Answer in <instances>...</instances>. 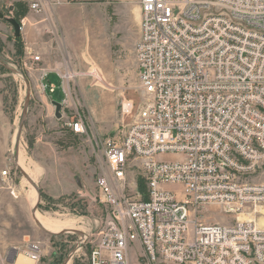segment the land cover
Here are the masks:
<instances>
[{
  "label": "built area",
  "instance_id": "2783aa9c",
  "mask_svg": "<svg viewBox=\"0 0 264 264\" xmlns=\"http://www.w3.org/2000/svg\"><path fill=\"white\" fill-rule=\"evenodd\" d=\"M52 5L28 7L55 37ZM138 5L135 59L147 99L133 114L124 100L130 122L103 141L95 186L107 221L86 264H264V225L253 216L264 206V181L254 179L264 170V0ZM41 89L55 91L51 83ZM68 126L84 133L80 117ZM2 175L10 180L8 169ZM207 205L233 221H202ZM23 253L39 259L34 244Z\"/></svg>",
  "mask_w": 264,
  "mask_h": 264
},
{
  "label": "rangeland",
  "instance_id": "374dc122",
  "mask_svg": "<svg viewBox=\"0 0 264 264\" xmlns=\"http://www.w3.org/2000/svg\"><path fill=\"white\" fill-rule=\"evenodd\" d=\"M31 1L27 19L20 18V34L29 36L28 29L38 26L49 48L32 52L41 56L34 64L16 53L7 21L15 19V2L0 1V264H19L8 259L24 255L29 244L39 248L35 264H86L107 221L95 186L104 166L103 141L130 122L131 115L121 112L124 100L133 101V114L147 99L135 59L138 0H50L55 37L45 32V15L29 9ZM41 82L53 84L55 91L44 92ZM52 100L62 104L59 117ZM75 117L83 121L81 135L68 126ZM6 169L10 180L2 175ZM254 179L264 181V170ZM33 211L74 221V228L42 229ZM253 216L264 225V211ZM200 219L233 221L217 205L203 207Z\"/></svg>",
  "mask_w": 264,
  "mask_h": 264
},
{
  "label": "crops",
  "instance_id": "0c3cea01",
  "mask_svg": "<svg viewBox=\"0 0 264 264\" xmlns=\"http://www.w3.org/2000/svg\"><path fill=\"white\" fill-rule=\"evenodd\" d=\"M2 1V0H0ZM13 2H18V1H21V2H25V3H28L27 0H11ZM30 1V0H28ZM54 2H61L63 0H52ZM29 10H27L26 14L23 16V23L24 21L27 19V14H29ZM28 32H30L29 36H24V34H20L21 36V47H22V51L23 53L25 54L26 56V53H27V50L29 49L30 51H35V50H40V51H43V53H46L48 52L49 48H48V43L45 42V43H42V39H41V32H40V28L38 26H32V28H29L28 29ZM14 41V39H13ZM18 257V256H17ZM17 257L14 256L10 259H8V262L11 263V262H15L17 261ZM36 261H33V264H35ZM21 264V263H19Z\"/></svg>",
  "mask_w": 264,
  "mask_h": 264
},
{
  "label": "bare ground",
  "instance_id": "6f19581e",
  "mask_svg": "<svg viewBox=\"0 0 264 264\" xmlns=\"http://www.w3.org/2000/svg\"><path fill=\"white\" fill-rule=\"evenodd\" d=\"M19 157L21 158V156H19ZM28 173H29V171H28ZM32 198H34V194H33ZM258 211L263 212L264 209H260L258 207V208H256V211L255 212H258ZM33 219L37 220L39 222V224L42 226V228L43 229L45 228L47 230H58V229H67V230H70V229H73L74 228L73 227L74 226L73 225L74 224V221H71L70 220L68 222H58L56 220H50V219L45 218L43 215H41L37 211H33ZM17 262L18 263H21V264H33V260L32 259L27 258L26 256L21 255V254L18 255Z\"/></svg>",
  "mask_w": 264,
  "mask_h": 264
},
{
  "label": "trees",
  "instance_id": "16d2710c",
  "mask_svg": "<svg viewBox=\"0 0 264 264\" xmlns=\"http://www.w3.org/2000/svg\"><path fill=\"white\" fill-rule=\"evenodd\" d=\"M13 5L15 8V14H14L15 20L20 24V18L23 17L28 10L27 3L18 1V2H15ZM13 38H14L15 44L18 46L16 53L18 55H22L23 51H22V47L20 45V43H21L20 42L21 41L20 34L18 36H14ZM137 185H138V189L142 191L144 186H143V182L140 179L137 180Z\"/></svg>",
  "mask_w": 264,
  "mask_h": 264
},
{
  "label": "water",
  "instance_id": "95a60500",
  "mask_svg": "<svg viewBox=\"0 0 264 264\" xmlns=\"http://www.w3.org/2000/svg\"><path fill=\"white\" fill-rule=\"evenodd\" d=\"M2 13H0V18L2 17ZM7 21L12 25L13 27V33L14 36H18L20 34V24L14 19V18H8ZM52 104L54 105L55 108V116L59 117L60 116V109H61V103L55 100H52ZM35 220V219H34ZM37 225L42 228V226L39 224L37 220H35ZM43 229V228H42Z\"/></svg>",
  "mask_w": 264,
  "mask_h": 264
}]
</instances>
